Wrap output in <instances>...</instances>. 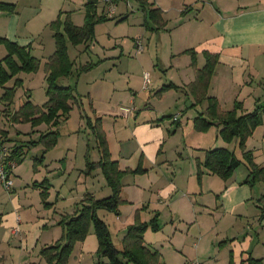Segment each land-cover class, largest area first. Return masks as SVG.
Instances as JSON below:
<instances>
[{"label":"crops","instance_id":"0c3cea01","mask_svg":"<svg viewBox=\"0 0 264 264\" xmlns=\"http://www.w3.org/2000/svg\"><path fill=\"white\" fill-rule=\"evenodd\" d=\"M120 1L116 0L113 4H106L102 0H99L97 6L99 7L103 3L101 6L102 13L107 14L109 17L114 12L112 5H118ZM147 1L160 7L163 10V17L165 19L169 20L170 13L174 12L176 20L180 21V26L188 25L191 28V31L186 32L184 38L179 39L184 44L194 45H183V47L172 49L173 52L171 54L170 67L178 75L182 74L181 76H184L185 79H182L181 83H178L174 80V75H172L169 78L170 82L183 86L194 79V72L190 66V56L184 54L183 57H189V60L188 58H184V62L176 60L175 56L181 54V52L194 48L198 53V61L201 65L205 63L203 51L218 52L219 63L209 88V95L217 97L224 109L232 108L235 101L243 103V112L253 110L257 104H264V0ZM0 3L13 5L12 10L0 8V37L16 42L21 46H31L32 50L36 53H43L44 50L52 52L55 45V37L50 23L56 20L60 10L67 11L64 7H60L59 9L53 8L52 0H0ZM85 3L83 6L86 14ZM101 7L98 10L100 14ZM110 9L111 11H109ZM190 10L193 11L188 13ZM194 11H196L195 16L192 15ZM127 17L128 15L125 13L116 16L117 19H126ZM146 18L145 12V21ZM71 19L78 23L75 18L72 17ZM137 44L138 46L141 45L140 42H137ZM7 53V46L3 43L0 44V60ZM41 61L43 64L42 59ZM182 65L187 67L184 68ZM43 76L46 79V74ZM165 83L169 82L166 81ZM7 84L5 86H8ZM0 88L4 90V87ZM132 90L136 94L128 96L130 97V101L135 104V96L139 91ZM156 91L151 92V95L154 94L156 96ZM171 91L174 92L172 93ZM179 92H182V90L172 89L164 92L162 95L164 99L173 96L174 100L167 101V103L160 102V104L155 103L153 98L149 96V105L147 107L141 108L135 105L134 112L126 114V117L129 116L130 120L131 117H134V122L133 124H129V129L125 126L123 132L117 131L115 134L117 136L116 140L120 142L119 144L117 143V157L114 155L109 133L104 128L112 156L119 161L122 169H126L127 167L132 168L131 165L127 164V161L136 156L139 161L140 155L143 154L144 168L146 167L151 172L157 170L156 167L162 170L160 174H156L146 185L139 184V178L144 174H128L123 178V188L137 185L144 190V196L142 197H138L137 193L136 196L127 195L123 197L127 203L131 202L133 204V209H131L133 217L136 209L142 207V205H148L149 210L142 212L143 220L148 221L151 219L150 215L153 213H150V211L156 210L160 212V217L170 215L173 224H175L176 221L174 220L176 219L181 221V225L185 223L189 224L192 223L193 217L207 213H219L221 210L228 208L231 202V192L236 189L232 179L219 183L211 175L205 178L208 180L206 184L205 179L200 183L198 182V184L196 179H194L196 171L193 158L197 154L198 158L201 159L205 153V151L203 154L199 153L198 149L205 150L218 146L231 148L227 146V142L219 137V128L216 126L211 127L206 133L197 131L194 128L192 119L197 116L205 104L202 105L201 109L191 107L194 102L193 100H191L190 105L186 101V107L179 105L178 98L182 97ZM183 94L187 97L190 96L188 93ZM114 96L115 94L113 93L110 102ZM175 106H178V111L170 113L173 118L170 121L167 119L161 120ZM95 110H97L98 116H102L98 109ZM114 110L112 109L109 115L117 116L120 114L122 116V112L121 114ZM194 110H198L197 113H192ZM174 116H179V119L174 120ZM177 120L179 121L177 129H173V132L170 133L173 128L170 123ZM15 124L14 122V129L16 127ZM9 126L6 127L5 125L4 129H0V136L8 132L9 138L13 137L14 133H11ZM259 129H262L264 137V125L258 126L256 130L258 131ZM179 130L182 132V142L178 144L176 149H173L174 153L179 152V155L175 157L179 158L181 165L177 167L168 157L171 149H166L165 147L169 140L172 139V143L175 141ZM256 130L252 136H254ZM120 133L124 135L120 136ZM13 139L17 140L19 138L13 137ZM217 142H220L219 145H216ZM21 143L25 144L27 141L22 140ZM6 144L8 143L6 142ZM183 150H186L185 155L183 154ZM25 153L26 147H24L23 160L17 163L14 170L15 186L9 190L0 183V264H45L40 251L45 246L55 244L64 234L63 227L59 224L61 217L72 213L75 207L73 204L82 200L87 193H91L97 197L101 194V185L98 178L101 175L99 174L100 172H96L97 169H95L90 173L88 172L89 174L85 176L83 171L86 170V168L84 169L86 162L84 164L83 159V162L80 164L81 171L77 176L78 182L90 183L91 189L89 191L87 189H80L78 197H73L74 199L70 203V206H73L71 211H64L65 207L61 204L60 197H67L61 194L62 187L61 189H56L57 194L53 196L54 191L51 186L47 201L56 205L53 207L45 206L41 197L42 188L33 184L42 181L39 176L41 166L38 167V170L35 167L34 173L28 177L21 172L24 165ZM69 161L70 163H67L66 167L71 166L75 168L76 165L73 160L70 159ZM31 165L33 166V163ZM148 172L145 176L150 177V175L148 176ZM44 176L47 177L45 173ZM90 176H96L99 184L89 180ZM248 176L249 173L245 178L247 179ZM66 178L69 179L70 177L67 176ZM86 184L85 187L87 188ZM102 190L103 192L106 191ZM211 193H213L214 197L210 199L209 195ZM76 198L80 200L78 201ZM58 204L60 207H58ZM126 205L125 203L120 207ZM260 207L259 210H261ZM59 210H63L64 214H61ZM148 231L149 229L144 235L146 244L151 246L150 248L152 249H158L161 255H163V252L158 248L157 238L154 239V234H149ZM256 238L258 242L254 246L253 236L247 235L242 244L239 243L238 247L235 245L231 249L232 263L242 264V260L246 259L249 255L264 260V230H261ZM236 243H238L237 240L232 244ZM210 257L212 256L210 255ZM229 259L228 264H231V260L229 261ZM193 261L196 260L187 258L185 264H191ZM199 262L201 264H208L207 259H204V261L199 260ZM211 262L212 264H216L212 260L210 264Z\"/></svg>","mask_w":264,"mask_h":264},{"label":"rangeland","instance_id":"374dc122","mask_svg":"<svg viewBox=\"0 0 264 264\" xmlns=\"http://www.w3.org/2000/svg\"><path fill=\"white\" fill-rule=\"evenodd\" d=\"M86 1L87 0H52L53 8L56 7V9H59L60 7H64L67 10H60L56 19L65 15L63 16L64 18L62 17V20H64L67 15H73L71 18H75V20L81 24L73 21L78 25H82L85 14L83 4ZM102 5L103 3L99 5L98 10ZM112 6L114 7V12L110 14L107 21L97 24L96 35L93 40L76 45L68 40V54L73 63L72 73L69 76L60 78L59 81L64 85L75 86V95L79 101L73 103L72 111L68 116L61 118L60 123L55 126L43 123L37 127H32L29 122H15V130L13 128L14 121L12 120L13 113L18 110L25 101L30 99L29 96L35 104L39 105H42L47 100L46 87L48 83L47 77L45 79L43 76L46 74L43 66L49 56L54 53L55 45L52 52H48V50H44L45 52L43 51V53H36L34 50L31 51L33 55L43 60L40 69L37 72H21L19 74V76L24 79V84L18 88L14 103L10 108L4 104V102L0 101V129H4L5 125L6 127L10 125L9 129L11 133H14L13 137L19 138L17 140L13 139V137L9 138L8 132L3 133L0 138L6 139L9 146L13 147L15 143H21L22 140L27 141L31 139L30 137L32 136L33 139H38L40 133L46 130L57 129L59 131L58 142H56L53 148L48 150L42 161L39 158H34L42 155V149L44 148L43 144L39 143L34 146L26 147L25 159L23 161L24 165L22 166L23 169L21 172L24 173L26 177L31 176L34 173L33 170H35L34 162L37 161L36 168L38 170V167L41 166L39 176L42 180L38 183L41 184L45 180H49L47 187H49V189L53 187V196L57 194L56 189H61L62 187L61 194L67 197H60V202H62L61 204L65 207L64 211H71L72 207L76 206V203L73 204V206H70V203L72 199H74L73 197H78L80 189H87L88 191L91 189L90 183L78 182L77 176L81 171L80 164L83 162V159L85 164L86 155H88L91 161H96V159L100 157L96 138L87 124L86 115L88 114L96 118L98 114L95 109L101 112L103 116V128L109 133L113 152L115 153V157H117L118 144L120 142L116 140L117 136H115V134L117 131L123 132L125 126L129 129V124H133L134 122V117H131L130 120L128 118L129 116L126 117V114L134 112L136 106H140L141 108L147 107L149 105V96L153 98L155 103L159 104L160 102L167 103V101L174 100L173 96L164 99L161 95H151V92L158 90L166 81L170 82L169 78L172 75H174L173 78L178 83H181L182 79H185L184 76H181L182 74L178 75L174 72L175 70L170 67L172 49L183 47V45H194L184 44V42L180 41L179 38H184L186 32L191 31V28L188 25L180 26V21L176 20L174 12L170 13L168 17L169 20L164 18L166 24L163 28L151 29L145 25V11L142 9L139 0H121L118 5L114 4ZM192 11L193 10H190L188 13ZM121 13H125L128 17L126 19H117L116 16ZM192 15L195 16L196 11H194ZM152 26H155V24L152 23ZM137 42L141 43L142 48H139ZM184 54L185 53L181 52V54L175 56L177 58L176 60H180V62H184V58H188L189 60V57H183ZM86 65L88 66L87 69L84 68ZM182 66L184 68L187 67L185 65ZM145 72H150L151 79L150 84L146 88L144 87ZM13 84L14 79L9 81L7 85L12 86ZM132 89L139 91L135 96V104L130 101V97L128 96L136 94L132 92ZM0 91V95H2L4 92L3 88H0ZM26 92L28 93L26 94ZM171 92L173 93L174 91ZM182 92L187 94L186 91ZM182 92H179L182 96L178 98L179 105L186 107L185 102L187 101L190 105L192 102L191 100L194 101V99L192 95L187 97ZM113 93L115 96L110 102ZM123 106L129 107L130 111L124 114L120 109ZM195 107L197 109L202 108L201 105ZM177 108L178 106L173 107L170 112H167V115L169 116L170 113L177 112ZM112 109H115L118 113L122 112V116H120V114L117 116L109 115ZM197 111L198 110H194L192 113H197ZM170 118L171 117L166 119L170 121ZM170 125L173 127L172 131H170V133H172L173 129H177L178 125L175 124V122L170 123ZM261 133L262 129H259L258 131L256 130L254 136L251 138L249 137L247 149L253 151L254 161L264 168V137L263 133ZM181 134L182 132L179 130L178 135L175 137V141L172 143V139L169 140L165 147L166 149H171L168 157L177 167L181 165L179 158L175 157L179 155V152L174 153L173 149H176L178 144L182 142ZM123 135L124 134L120 133V136ZM219 143L220 142H217L216 145H219ZM227 146L235 151L236 155L244 161L233 176L228 178L232 179L236 186V189L231 192V202L228 208L221 210L219 213H207L198 217H193L191 220L192 223H185L182 225L181 221L178 219L174 220L176 222L173 224L170 215L161 216V229L159 231H152L149 229L148 231L149 234H154V239L157 238L158 248L163 252L161 264H185L187 258L196 261H204V259H207L208 264H210L211 260L216 264H228V258H230L229 261L232 258L231 249L234 248L235 245L238 247V245L242 244L247 235L253 236V246L257 244L258 240L256 236H258L261 230H264V219H262L260 215L261 210H259V206L263 205L259 199L264 196V180H259L253 185L248 182L242 183L249 173V167L243 157V151L239 148L237 139H234L230 144L228 143ZM197 151L203 154L205 150L198 149ZM183 154H186V150H183ZM203 158H198L197 154H195L193 158L196 171L194 179H196L197 184L211 175H213L212 178L219 183H224L228 180L222 179L208 170H204V173H200L198 171L197 161H202ZM70 159L75 163V168L71 166L66 167V164L70 163ZM32 163L33 166L31 165ZM138 163L137 156L127 161V164L131 165L133 169L138 166ZM85 168L86 170L83 172L86 176L90 172L88 173L87 165H85L84 169ZM96 169V172H100L99 174H101L100 177H98L101 185V194L98 196L103 197L109 195L111 189L101 169ZM156 169L157 170H153V172L146 170L144 173H137V175L144 174L139 178V184H148L156 174L162 172L160 168L156 167ZM14 170L12 179L15 183ZM147 171H149L148 176L150 175V177L145 176ZM44 173L47 177L44 176ZM67 176L70 178L67 179ZM96 176H90L89 180L99 184ZM205 180L206 184L208 180ZM63 183L65 184L62 185ZM14 186L15 185H13V187ZM41 186L42 187H37L44 189L45 186L42 184ZM102 189L106 191L103 192ZM136 193L138 197L144 196V190L135 185L129 188H123L122 197L127 195L136 196ZM213 197L214 195L211 193L209 198L211 199ZM76 199H78V201L80 200L79 198ZM125 203L127 204L126 206L119 207V212L121 211L120 214L105 209L99 211V215L109 225L113 241L118 249L122 248V239L127 231V226L134 221L133 214L131 213L133 204L131 202L127 203V201ZM55 205L56 204H51L52 207ZM58 207H60L59 204ZM59 212L64 214L63 210H59ZM152 216L153 214L150 215V218H152ZM235 240H237L238 243L232 244ZM97 247L98 239L94 228L91 227L85 240L76 243L68 264H109V258L103 253L98 252ZM210 255L212 257H210Z\"/></svg>","mask_w":264,"mask_h":264},{"label":"trees","instance_id":"16d2710c","mask_svg":"<svg viewBox=\"0 0 264 264\" xmlns=\"http://www.w3.org/2000/svg\"><path fill=\"white\" fill-rule=\"evenodd\" d=\"M98 2L99 0H87L85 3V21L81 26L75 24L70 15H67L64 20L61 16L51 22L50 26L55 32V51L43 66L47 74L46 94L48 99L42 105H39L33 103L29 96L30 99L25 101L13 113L12 120L14 122H29L33 127L43 123L55 126L60 123L61 118L68 116L72 111L73 103L79 101L75 95L76 87L64 85L59 81L60 78L69 76L72 73L73 63L68 54V40L76 45L95 38L96 25L109 19L107 14L98 12ZM139 2L146 12L145 25L151 29L163 28L166 24L163 10L147 0H139ZM0 8L12 10L13 5L0 3ZM152 23L155 26H152ZM2 43L7 46L8 53L0 60V87H4V92L0 95V101L10 108L14 103L18 88L24 84V79L19 74L21 72H37L42 65V61L31 53V46H21L16 42L0 37V44ZM183 53L190 56V66L194 72V79L183 86H178L173 82L164 83L155 94L162 96L164 92L171 89L184 90L193 96L194 102L191 107L205 104L203 109L193 118L194 128L200 132H207L211 127L216 126L219 128L218 135L223 141L230 143L237 139L238 146L242 149L243 157L249 167V176L244 183L248 182L253 185L259 180H264V168L254 161L253 151L247 149L249 137L253 135L259 125H264V104H257L253 110L243 112V103L235 101L232 108L224 109L217 97L209 95V88L219 63V53L208 50L203 51L202 54L205 58L203 65L199 64L198 53L194 48L187 49ZM84 68L87 69L88 66L86 65ZM12 79H14V84L5 86ZM147 86L144 83V87ZM86 117L87 124L95 135L100 154L97 161H91L86 155L87 170L92 172L96 168H100L111 193L103 197L87 193L82 200L76 203L72 213L61 217L59 224L62 225L64 234L55 244L43 247L40 251L41 256L46 264H68L76 243L84 241L90 228L93 227L98 239V252L109 258V264H161V252L158 249L150 248L151 246L146 244L144 237L148 229L152 231L161 229L159 211L151 210L153 216L146 221L142 218V212L148 211L149 206L142 205V207L136 209L134 221L128 225L122 239L121 249L116 247L109 225L99 215L101 209L120 213L119 207L126 202L122 197L123 178L128 174L146 172L147 169L143 166V154L140 155L136 168L122 169L119 161L112 156L107 134L102 124L103 117L93 118L88 114ZM169 117H171L170 119L173 118L171 115H166L161 120ZM176 119H179V116H174V120ZM178 123L177 120L175 124L178 125ZM58 136L59 131L51 129L41 132L38 139L31 138L25 144L15 143L13 147L6 144V139L0 138V145H6L10 150L8 157L18 163L23 160L24 147L41 143L44 145L42 155L35 159L39 158L42 161L48 150L58 142ZM36 162H34L35 167ZM243 162L235 151L227 147H212L205 149L204 158L202 161L198 160L197 165L200 173L208 170L226 180L233 176L236 169ZM41 184L45 186L41 191L44 205L51 207L52 203L47 201L49 197V187H47L49 180H45ZM41 184L35 183L34 185L42 187ZM259 200L263 203L260 208L261 217L264 219V196ZM232 261L231 258L230 263L234 264ZM242 264H264V260L249 255L242 260Z\"/></svg>","mask_w":264,"mask_h":264},{"label":"built area","instance_id":"2783aa9c","mask_svg":"<svg viewBox=\"0 0 264 264\" xmlns=\"http://www.w3.org/2000/svg\"><path fill=\"white\" fill-rule=\"evenodd\" d=\"M106 4H113L116 0H102ZM111 11V9L109 10ZM142 48V45H139V48ZM145 85H149L150 83V73L145 72ZM121 110L125 114L126 112L130 111L129 107L123 106ZM10 153L9 148L6 145H0V183L6 189H12L14 185V181L12 179L13 170L17 166V162L14 159H10L8 157ZM16 232V230H14ZM191 264H201L199 261H193Z\"/></svg>","mask_w":264,"mask_h":264}]
</instances>
